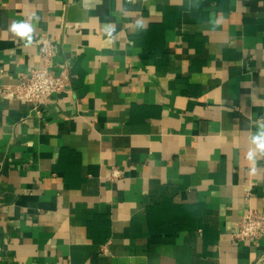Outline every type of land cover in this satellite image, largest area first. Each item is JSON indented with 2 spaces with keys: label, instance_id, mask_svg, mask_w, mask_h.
I'll use <instances>...</instances> for the list:
<instances>
[{
  "label": "crops",
  "instance_id": "1",
  "mask_svg": "<svg viewBox=\"0 0 264 264\" xmlns=\"http://www.w3.org/2000/svg\"><path fill=\"white\" fill-rule=\"evenodd\" d=\"M262 135L264 0H0V264H264Z\"/></svg>",
  "mask_w": 264,
  "mask_h": 264
},
{
  "label": "built area",
  "instance_id": "2",
  "mask_svg": "<svg viewBox=\"0 0 264 264\" xmlns=\"http://www.w3.org/2000/svg\"><path fill=\"white\" fill-rule=\"evenodd\" d=\"M44 58V66L35 68L30 74H23L19 82L5 86L2 95L10 99H22L37 106L44 99L64 92L71 84V73L68 68L60 72H51L49 67L54 53V40L44 37L38 41ZM115 171L114 177L120 175ZM234 237L240 241H254L264 237V216L248 210L239 222Z\"/></svg>",
  "mask_w": 264,
  "mask_h": 264
},
{
  "label": "clouds",
  "instance_id": "3",
  "mask_svg": "<svg viewBox=\"0 0 264 264\" xmlns=\"http://www.w3.org/2000/svg\"><path fill=\"white\" fill-rule=\"evenodd\" d=\"M12 31H14L19 36H28V34L32 31V29H31V27H29L26 24L14 23L12 25ZM255 142L257 143L258 148H260L261 150H264V135L257 138L255 140ZM247 159L250 161L252 160V153L251 152L248 153Z\"/></svg>",
  "mask_w": 264,
  "mask_h": 264
}]
</instances>
